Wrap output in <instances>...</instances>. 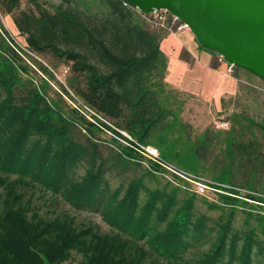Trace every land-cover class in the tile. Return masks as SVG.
<instances>
[{
  "label": "trees",
  "instance_id": "trees-1",
  "mask_svg": "<svg viewBox=\"0 0 264 264\" xmlns=\"http://www.w3.org/2000/svg\"><path fill=\"white\" fill-rule=\"evenodd\" d=\"M0 1L10 13L20 6V0ZM60 1L56 12L35 2L37 8L13 16L29 55L36 57L31 65L47 76L41 84H28L24 75L31 66L19 61L15 39L0 31V167L40 182L72 207L100 212L118 232L78 228L67 216L34 219L7 203L0 205V264H63L73 251L84 256L78 264H153L156 258L185 264L192 248L206 245L195 264H264V210L255 216L248 209L246 219L255 225H234L239 205L250 204L248 199L264 202L252 193L259 190L258 176L243 159L258 143L235 136L213 161L212 184L230 192L219 194L221 204L209 205L222 208L218 229L197 211L193 195L179 200L178 190L153 188L142 177L112 187L108 160L100 156V132L113 133L120 147L117 163L141 165L146 148L153 146L158 156L148 155L151 174L168 165L194 178L210 168L205 164L213 153L212 137L209 130L195 136L191 124L160 96L168 65L160 47L164 29L124 0ZM57 38L77 45L63 49ZM45 52L68 63L72 94L39 58ZM52 81L62 89L61 94L54 90L58 98L48 94ZM231 98H223L221 108ZM71 100L80 102L82 111ZM249 121L264 132V123ZM83 162L87 167L78 176ZM224 206L232 208L224 212Z\"/></svg>",
  "mask_w": 264,
  "mask_h": 264
},
{
  "label": "rangeland",
  "instance_id": "rangeland-1",
  "mask_svg": "<svg viewBox=\"0 0 264 264\" xmlns=\"http://www.w3.org/2000/svg\"><path fill=\"white\" fill-rule=\"evenodd\" d=\"M35 2H39L41 6L48 8L52 12L62 9L60 0H20V6H17L13 13H10L6 10L5 4L0 1V31H6V34L11 40L13 37L18 42L16 43L13 40L16 50L21 54L22 59L19 58V61L31 66L28 69L29 73L24 75L25 79L30 80L28 84L31 86L41 84L42 79H46L47 76L40 69H37L39 67L31 65V62L33 63L32 57H36L35 55H31L32 57L29 55L30 52L27 51L29 49L25 45V36L21 35L17 30L13 16L19 14L23 9L29 10L30 8H37L38 3L36 4ZM56 43L63 49H69L77 45V43L63 38H57ZM39 58L55 73L56 78L72 94L74 91L69 83L72 73L68 70V63L50 52L42 53ZM39 58L37 59L40 61ZM238 69L244 74L242 78L243 82L241 83V86H244V88L242 87L239 93L234 98H231L230 101H226L221 109L217 108L213 103H206L197 97L189 96L178 88L169 85L165 78L163 80L164 84L162 87L164 88L160 90V96L163 101L167 105L176 108L183 120L191 124L192 133L195 136L202 137L206 130L210 132L213 141V153L209 161L205 164L206 167L210 168L203 171L205 173L203 176L194 178L191 175L172 169L168 165H163L165 169L162 172L151 174L150 170L152 167H149V165H151L150 160L152 159L148 155H144L145 158L142 160L141 165L134 163L122 165L117 163L120 147L114 145L113 133L111 131L100 132L99 134L103 138L101 143H99L100 156L108 160L105 168L106 178L110 181L112 187L116 188L120 185H127L128 180L142 177L153 188H163L166 186L169 190H178L179 200L193 195L195 197L197 211L206 214L209 224L215 229H218L217 222L222 217V208L212 209L209 205L211 203L221 204L222 197L219 194H230V192L226 189H221L219 185L212 184L210 176L215 174V169L212 168V164L216 157L222 158L231 138L234 139L236 136L239 141L241 140L245 143L250 141L258 143V146L250 149V152L246 153L243 159L247 163L246 165H248L247 170L252 171V173L258 176L257 188L259 190L253 191L252 193L264 196V132L249 121L250 118H253L257 122L264 123V80L245 69ZM51 87L52 89H47L49 96L58 98L55 91L61 94L62 89L54 81L51 82ZM64 98L69 102V98L66 95H64ZM71 102L73 101L71 100ZM78 103L77 108L82 111V108L79 107L81 103ZM223 130L228 131L224 132ZM80 138L83 141L87 137L82 134ZM84 142L89 143L88 140ZM120 142L125 145L127 144L123 140ZM248 161H252L257 170L253 169V166L248 164ZM86 167V162H83L77 170V175L81 176L84 174ZM244 174L248 176L246 173ZM246 191V188L241 189L243 193ZM143 197H145L144 193ZM240 198L244 200V197ZM248 200L252 205L246 204L245 206L239 205L237 207L234 222L237 228L247 229L249 225L253 226L256 224L255 220L247 221L248 209H253L255 216L259 214V211L264 210V202H258L252 199ZM7 203L10 206L19 207L34 219L35 217H40L48 220L59 216H67L74 219L75 225L78 228L91 225L104 234L118 232L105 221L100 212L72 207L62 195L56 194L40 182L19 174H10L0 167V205L3 207ZM231 208L230 206H224L223 210L224 212H229ZM207 248L208 245L203 248H192L185 259V264H195L198 258L201 257L203 250ZM83 258L84 256L80 252L73 251L70 259L63 264H78ZM153 264H167V262L166 260L156 258Z\"/></svg>",
  "mask_w": 264,
  "mask_h": 264
},
{
  "label": "water",
  "instance_id": "water-1",
  "mask_svg": "<svg viewBox=\"0 0 264 264\" xmlns=\"http://www.w3.org/2000/svg\"><path fill=\"white\" fill-rule=\"evenodd\" d=\"M144 13L165 9L199 44L264 80V0H124Z\"/></svg>",
  "mask_w": 264,
  "mask_h": 264
},
{
  "label": "crops",
  "instance_id": "crops-1",
  "mask_svg": "<svg viewBox=\"0 0 264 264\" xmlns=\"http://www.w3.org/2000/svg\"><path fill=\"white\" fill-rule=\"evenodd\" d=\"M160 47L168 58L165 80L172 87L219 109L223 98L238 93L244 74L238 68L227 73L219 53L203 48L191 30L166 34Z\"/></svg>",
  "mask_w": 264,
  "mask_h": 264
},
{
  "label": "built area",
  "instance_id": "built-area-1",
  "mask_svg": "<svg viewBox=\"0 0 264 264\" xmlns=\"http://www.w3.org/2000/svg\"><path fill=\"white\" fill-rule=\"evenodd\" d=\"M125 3L128 4L126 1ZM139 12L149 24L161 27L162 29L165 30L167 34L177 33L183 30H190L189 26L185 22L181 21L177 16L171 14L169 11L165 9H156L151 13H144L140 10ZM219 61L222 63H226L227 73L229 74L234 73L236 67L233 64L228 63L221 54H219ZM72 103L74 104V106L78 107L76 103L74 102ZM125 135L130 137L127 133H125ZM146 151L150 156H154V157L158 156V150L153 146H148L146 148Z\"/></svg>",
  "mask_w": 264,
  "mask_h": 264
}]
</instances>
